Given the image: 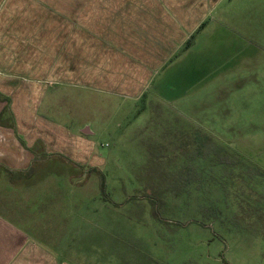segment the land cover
Listing matches in <instances>:
<instances>
[{"label": "rangeland", "instance_id": "1", "mask_svg": "<svg viewBox=\"0 0 264 264\" xmlns=\"http://www.w3.org/2000/svg\"><path fill=\"white\" fill-rule=\"evenodd\" d=\"M74 5L1 0L0 13L26 23L41 41L0 46V69L31 70L19 85V101L30 87L38 95L31 101H43L40 113L33 111L35 121L49 119L79 134L90 130L107 164L87 181L103 184L100 196L108 203L125 200L124 213L114 208L108 238L93 229L77 245L90 250L96 246L91 235H98L106 246L96 264H264V0H237L225 16L211 15L187 59L164 70L140 101L76 85L71 73L46 77L66 73L58 60L64 32L59 19L48 18L70 14ZM119 64L112 63L117 71ZM92 71L86 75L95 73L94 79H77L110 86L113 79ZM46 83L51 89L40 100ZM0 87L10 97L9 84ZM5 100L0 116L14 124L16 110L6 112ZM46 165L59 170L55 162Z\"/></svg>", "mask_w": 264, "mask_h": 264}, {"label": "crops", "instance_id": "2", "mask_svg": "<svg viewBox=\"0 0 264 264\" xmlns=\"http://www.w3.org/2000/svg\"><path fill=\"white\" fill-rule=\"evenodd\" d=\"M74 1L70 14L58 12L55 18H48L53 22L59 19L64 32L59 37L58 60L63 61L59 68H65L66 73L49 71L45 76H73L76 85L140 101L164 70L187 59L196 38L211 26V15L225 16L226 7L237 0ZM86 9L91 15L83 19ZM28 30L32 29L26 23H16L0 13V46L38 44L40 38ZM112 63H120L118 71ZM98 69L101 76L113 79L107 81L110 86L80 81L94 79L95 73L90 78L86 73ZM0 71H6L0 84L8 83L11 88L10 97H4L0 87V101L6 99V112L11 106L17 113L14 124L0 116V264H96L95 258L105 253L106 246L99 244V230L108 238L107 231L116 226L114 208L121 207L119 211L124 213L125 207V200L108 203L100 196L103 184L87 181L92 174L98 177L97 170L107 162L95 150L90 130L79 134L49 119L34 120L33 111L40 113L41 98L44 92L49 93L50 84L42 85L41 102L31 101L30 96L38 95L30 87L24 104L19 101V85L27 82L31 70L20 74ZM133 93L137 95L128 96ZM3 109L4 105L0 115ZM45 121L49 132L45 131ZM54 162L58 171L46 165ZM122 213L119 217L128 221ZM93 229L98 230L96 237H90L96 246L81 249L77 244L80 239L82 242L83 233Z\"/></svg>", "mask_w": 264, "mask_h": 264}]
</instances>
